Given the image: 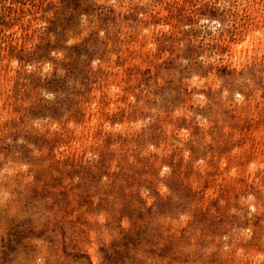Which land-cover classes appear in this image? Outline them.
<instances>
[{
    "label": "rangeland",
    "instance_id": "obj_1",
    "mask_svg": "<svg viewBox=\"0 0 264 264\" xmlns=\"http://www.w3.org/2000/svg\"><path fill=\"white\" fill-rule=\"evenodd\" d=\"M0 264H264V0H0Z\"/></svg>",
    "mask_w": 264,
    "mask_h": 264
},
{
    "label": "bare ground",
    "instance_id": "obj_2",
    "mask_svg": "<svg viewBox=\"0 0 264 264\" xmlns=\"http://www.w3.org/2000/svg\"><path fill=\"white\" fill-rule=\"evenodd\" d=\"M249 42V41H248ZM95 121V120H94ZM140 124V123H139ZM81 128V127H80ZM109 128V127H108ZM256 166V165H255ZM234 173V172H233ZM6 196V195H5ZM103 221V220H102ZM256 255V254H255ZM263 257V256H262ZM257 258H259V257H257Z\"/></svg>",
    "mask_w": 264,
    "mask_h": 264
}]
</instances>
